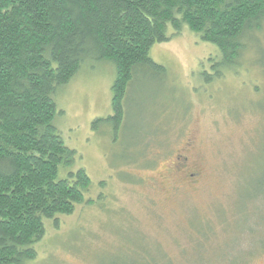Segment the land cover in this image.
Returning <instances> with one entry per match:
<instances>
[{
	"label": "rangeland",
	"instance_id": "obj_1",
	"mask_svg": "<svg viewBox=\"0 0 264 264\" xmlns=\"http://www.w3.org/2000/svg\"><path fill=\"white\" fill-rule=\"evenodd\" d=\"M168 34L150 52L167 78L136 84L117 135L94 128L114 115L113 63L89 62L58 93L55 125L77 153L66 171L92 186L45 222L26 264H264V32L213 82L219 49L188 27ZM184 155L198 183L177 169Z\"/></svg>",
	"mask_w": 264,
	"mask_h": 264
},
{
	"label": "trees",
	"instance_id": "obj_2",
	"mask_svg": "<svg viewBox=\"0 0 264 264\" xmlns=\"http://www.w3.org/2000/svg\"><path fill=\"white\" fill-rule=\"evenodd\" d=\"M170 27L219 49L213 82L249 42L261 49L264 0H0V264L35 260L45 222L72 216L91 190L84 169L66 171L77 153L55 125L60 90L89 62L113 63L114 115L94 128L117 135L136 84L167 78L150 52Z\"/></svg>",
	"mask_w": 264,
	"mask_h": 264
},
{
	"label": "flooded vegetation",
	"instance_id": "obj_3",
	"mask_svg": "<svg viewBox=\"0 0 264 264\" xmlns=\"http://www.w3.org/2000/svg\"><path fill=\"white\" fill-rule=\"evenodd\" d=\"M179 164L176 166L178 170L184 172L185 177L190 183H198V179L201 174L196 171L194 168L189 167L190 161L188 156H182L181 159L178 160Z\"/></svg>",
	"mask_w": 264,
	"mask_h": 264
}]
</instances>
